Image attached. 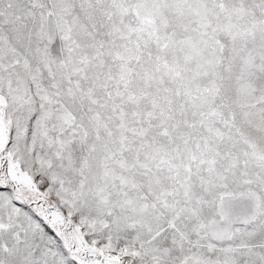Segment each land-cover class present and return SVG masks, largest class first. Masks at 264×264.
<instances>
[{
	"label": "snow or ice",
	"instance_id": "1",
	"mask_svg": "<svg viewBox=\"0 0 264 264\" xmlns=\"http://www.w3.org/2000/svg\"><path fill=\"white\" fill-rule=\"evenodd\" d=\"M0 264H264V0H0Z\"/></svg>",
	"mask_w": 264,
	"mask_h": 264
}]
</instances>
